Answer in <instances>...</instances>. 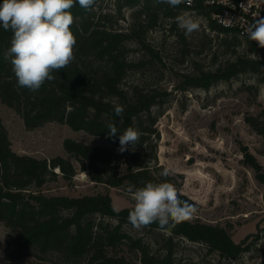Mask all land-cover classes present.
<instances>
[{"label":"trees","instance_id":"trees-1","mask_svg":"<svg viewBox=\"0 0 264 264\" xmlns=\"http://www.w3.org/2000/svg\"><path fill=\"white\" fill-rule=\"evenodd\" d=\"M114 1L117 14L122 8L139 7L133 13L130 30H112L95 20L92 8L85 10L77 4L71 9L74 16L71 30L77 41L75 59L68 67L53 73L56 79L46 81L37 91L18 86L10 60L4 58L12 33L0 27V102L12 108L27 129L55 121L66 123L74 130L105 136L111 141L109 145H99L64 138L63 148L77 166L60 154L39 158L11 148L0 117V222L15 234L17 250L33 249V254L41 258L56 253V260L60 258L67 264L79 261L81 264H129L125 254L119 253V247L134 250L143 264H173L174 238L178 236L201 242L224 257L237 258L254 242L250 240L252 234L236 242L226 226L192 219L178 224L165 235L162 255L152 254L140 237L121 228L134 206L115 209L107 192L81 196L45 195L38 189L58 174L55 168L67 180L81 169L95 183L124 192L129 184L143 187L147 182H169L176 187L181 199L192 202L181 191L183 174L172 171L158 160V113L154 108L163 104L171 90L163 86L123 84L128 70L159 58L145 40L144 33L156 25L161 12L172 14L175 7L156 4L154 0ZM176 8L195 9L204 14L209 29L232 34L234 42L239 39L210 19L209 13L214 7L180 4ZM128 38H134L147 55L138 60L128 59L125 45ZM245 41L258 52L256 57L236 54L214 70L181 74L174 88H207L214 81L228 80L247 71L261 75L264 80V47L255 41ZM246 88L252 89L253 85L248 84ZM116 105L124 107L122 121L114 114ZM260 116L262 119L253 116L246 119L264 136V108ZM113 122L119 130L115 137L109 136L108 129ZM127 127L138 129L140 140L134 149L129 146L128 150L119 152V136ZM242 161L253 168L260 181H264L260 163L245 148ZM165 168L170 170L167 177L161 175ZM62 209H68L70 213L62 215ZM93 214L114 217L118 222L113 226L95 222L90 218ZM147 228L159 230L157 223Z\"/></svg>","mask_w":264,"mask_h":264},{"label":"rangeland","instance_id":"rangeland-1","mask_svg":"<svg viewBox=\"0 0 264 264\" xmlns=\"http://www.w3.org/2000/svg\"><path fill=\"white\" fill-rule=\"evenodd\" d=\"M2 2L0 0V4ZM138 8H122L117 14L114 0H100L92 6L95 20L100 24L125 32L130 30L133 13ZM172 11V14L161 12L156 25L144 33L145 40L159 58L128 70L123 84L163 86L171 90L163 104L154 108L158 113L159 162L183 174L181 191L198 209L193 219L226 226L236 242L247 234H252L250 240L254 241L237 258H228L210 251L201 242L178 236L174 238L173 264H264V181H260L253 168L242 161L245 148L258 160L264 173V136L246 119L247 116L262 119L264 80L261 75L247 71L228 80L214 81L207 88H174L181 74L214 70L236 54L256 57L258 52L244 39L234 42L232 34L209 29L204 14L195 9L175 7ZM185 12L201 21L200 30L187 36L175 22V17ZM125 45L128 59L138 60L147 55L134 38L125 40ZM248 84L253 88H246ZM0 117L11 148L18 153L39 158L60 154L76 165L63 148L64 138L90 144H111L105 136L74 130L66 123L55 121L27 129L22 118L1 102ZM55 171L58 174L38 188L45 195L81 196L107 192L115 209L135 204L129 193L95 183L85 170L77 169L70 180L65 179L57 168ZM60 213L68 215L70 211L62 209ZM90 218L110 226L118 222L106 215L93 214ZM121 228L140 237L150 253H164L167 233L147 227L137 230L128 220ZM118 249L119 253L125 254L129 264H143L134 250ZM33 253V249L17 250L15 234L0 222V264H67L60 258L56 260V253H48L42 258Z\"/></svg>","mask_w":264,"mask_h":264},{"label":"clouds","instance_id":"clouds-1","mask_svg":"<svg viewBox=\"0 0 264 264\" xmlns=\"http://www.w3.org/2000/svg\"><path fill=\"white\" fill-rule=\"evenodd\" d=\"M192 0H154L156 4L177 7ZM90 10L95 0H3L0 4V27L11 31L10 47L4 58L10 60L12 72L19 87L39 90L46 81L56 79L53 73L68 67L75 59L76 37L71 30L76 5ZM185 35L199 31L201 21L185 12L175 17ZM250 40L264 47V19H259L248 29ZM124 107L116 105L114 114L123 119ZM109 136L119 131L115 123L108 125ZM138 129L127 127L119 136V152L134 149L140 140ZM165 168L161 175L167 177ZM127 192L135 201L128 222L137 230L157 223L159 230L170 233L178 224L191 221L198 213L197 207L181 199L176 187L169 182H147L143 187L129 184Z\"/></svg>","mask_w":264,"mask_h":264},{"label":"built area","instance_id":"built-area-1","mask_svg":"<svg viewBox=\"0 0 264 264\" xmlns=\"http://www.w3.org/2000/svg\"><path fill=\"white\" fill-rule=\"evenodd\" d=\"M181 5L214 7L209 13L210 19L239 38L249 41L253 40L249 39L248 29L257 20L264 19V0H192L191 4Z\"/></svg>","mask_w":264,"mask_h":264}]
</instances>
